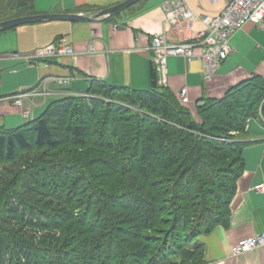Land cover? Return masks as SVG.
Instances as JSON below:
<instances>
[{"label": "trees", "instance_id": "obj_1", "mask_svg": "<svg viewBox=\"0 0 264 264\" xmlns=\"http://www.w3.org/2000/svg\"><path fill=\"white\" fill-rule=\"evenodd\" d=\"M2 1L0 21L32 14L34 0H10L4 8ZM150 74L147 90L89 77L85 92L135 95L157 116L144 112L113 118L114 112L105 108L95 117L93 109L99 111L102 99L74 94L50 101L23 125L0 127V160L29 150L55 156L43 163L28 161L0 187V264H171L178 253L184 264H205L197 237L227 222L244 169L245 143L214 130H245L254 117L253 105L264 98V78L253 75L222 97H202L191 112L167 86L157 84L155 68ZM64 144L68 149L58 151ZM90 144L113 154L85 158L84 147ZM219 151L233 153L238 165H219L224 159ZM129 172L142 183L106 191L101 178ZM162 214L171 226L160 240L155 233L156 225L164 223Z\"/></svg>", "mask_w": 264, "mask_h": 264}, {"label": "crops", "instance_id": "obj_2", "mask_svg": "<svg viewBox=\"0 0 264 264\" xmlns=\"http://www.w3.org/2000/svg\"><path fill=\"white\" fill-rule=\"evenodd\" d=\"M124 0H34L32 14L81 13L101 10ZM178 0H141L130 10L100 21H38L18 25L0 32V127L16 128L38 117L46 105L57 98L84 93L88 78L108 84L147 90L151 85L153 51L152 36L164 34L171 42L183 39L175 27L164 22L162 4ZM198 16L216 14L225 0H182ZM204 26L199 18L191 25L195 36ZM63 37L74 49L73 55L51 59L47 67L26 63L24 55ZM231 50L220 62L210 79H205L200 58L185 60L181 56L167 58V87L191 112L202 97H222L239 82L258 75L264 78V28L247 22L230 39ZM51 78H70L67 85ZM47 80L44 89L39 88ZM35 88L30 115L24 118L13 104L19 90ZM26 102H29L26 99ZM244 169L236 182L230 203V215L209 233L197 237L204 246L205 264H264V249H254L238 255L231 246L239 239L264 231V194L253 186L264 183V123L250 118L241 133Z\"/></svg>", "mask_w": 264, "mask_h": 264}, {"label": "built area", "instance_id": "obj_3", "mask_svg": "<svg viewBox=\"0 0 264 264\" xmlns=\"http://www.w3.org/2000/svg\"><path fill=\"white\" fill-rule=\"evenodd\" d=\"M213 2L219 0H211ZM164 11V22L176 28L182 34L183 39L178 42L169 41L164 34H155L151 40L153 51V64L157 73V84L167 85V58L169 56H181L186 61L195 57L201 59L205 72L203 77L210 79L220 62L226 59L230 50L231 37L240 30L247 22H253L264 28V0H225L224 6L216 14H204L198 16L182 0L165 1L162 4ZM197 18L202 22L204 29L195 36L190 35L192 22ZM74 49L66 43L63 37L55 42L34 51L20 55L26 63L39 64L47 67L49 61L63 55H73ZM59 83L67 85L70 78H51ZM47 80H42L39 88L44 89ZM37 92L35 88L30 90H19L13 97V104L19 108L24 118L30 115V105L33 104V95ZM181 101L186 99V88L179 93ZM28 99L29 102H26ZM257 192L264 194V183L253 186ZM254 249H264V231L249 237L237 240L231 246V254L238 255Z\"/></svg>", "mask_w": 264, "mask_h": 264}, {"label": "rangeland", "instance_id": "obj_4", "mask_svg": "<svg viewBox=\"0 0 264 264\" xmlns=\"http://www.w3.org/2000/svg\"><path fill=\"white\" fill-rule=\"evenodd\" d=\"M1 1V0H0ZM9 2H11L10 0H4L2 1L3 3V8L6 6H9L7 4H9ZM1 3V4H2ZM112 95L110 97H106L107 96V92L106 90H101L100 92H95V93H88V92H84L81 94H76V95H83V96H87V97H93V96H97L100 97L102 99L103 102L100 103L99 106H101V108L99 109V111H97L98 109L96 108V106L94 107L93 110H95V112H98L97 116H100V113L102 111L105 110V108H108L110 111H113L114 113L111 114L110 116L113 118H125V119H129L130 116L132 115H137V116H141L142 113L147 112L150 113L153 116H157L156 111L151 110L148 102H146V100L144 101H140L138 97H136L135 95H133L132 97L127 96V93H111ZM37 95V94H36ZM74 95V94H73ZM108 102L109 104L106 105L105 102ZM119 103L120 105L125 106V108L122 109H115L113 104L114 103ZM134 102H138L137 104H134ZM264 102V98L261 99L260 102H258L257 104L253 105V115H254V119H258L261 122L264 123V117L261 114V107L263 105ZM114 110H120V112H116ZM249 120V119H248ZM95 121V118H94ZM93 121V126H95V128H99V123H95ZM130 122V121H129ZM133 123L130 122L129 126L130 128L133 127L132 125ZM113 125H118V123L116 124H112L109 126V124L107 125L108 128L113 127ZM119 126H122V124L120 123ZM216 129L214 131H217L218 133H220L221 135H223L224 138H228L231 139V141H240L243 138V135L241 134L242 132L240 131H224V129H222L221 127H215ZM96 135H91V140H94L95 138H97ZM104 144V143H102ZM93 144L88 145L87 147H84V152H83V156L85 158L87 157H93L96 156L97 153L99 155H103L108 154L109 156H111L113 153H111V151H108L106 153V151L102 148H96L92 146ZM67 148V145H62L60 146V149L58 151H61V149L63 148ZM65 152H70L67 150H64ZM63 152V153H65ZM219 155L223 156L224 159L222 161H219V165L221 164L222 166L225 165V168L227 169H233L235 168L238 164L236 163V159L233 153H224L222 151H219ZM48 157L52 158L55 156L52 155V153L50 152H46V150H29V151H23V152H19L16 154V157L11 158V159H6V160H0V187L4 186L3 184L6 182L7 178H13L15 175H17V173L21 172L22 169L24 170L23 166L21 165H26L29 161H32L33 163H43L44 161L48 160ZM61 157V156H60ZM59 157V158H60ZM227 157V158H226ZM57 158V157H56ZM98 167V166H97ZM97 167H93L94 169ZM100 169L102 168H106L105 166H99ZM223 170V169H222ZM101 179H104L107 183H105V189L107 192L113 191V190H118V189H123V188H127V187H131L134 184H141L142 181L139 177H137L134 173L129 172V174L127 173V175L125 176H118V175H107V177H103ZM100 178L98 180H101ZM122 185L124 187H122ZM34 188H39V187H34ZM47 202V201H46ZM57 201H55L52 206H54L56 204ZM1 204V203H0ZM167 213V211L164 212V214ZM162 214V218H164V223H158L156 225V227L158 228V230L156 231V236L158 238H160V240H163L161 238L166 239L167 237V230L170 228L169 226V217H167L166 215ZM167 220V221H166ZM181 229V228H180ZM35 230V229H32ZM41 233H49V231H42ZM61 233V232H60ZM152 233V232H151ZM150 233V234H151ZM191 245H188V247L190 248ZM198 256H196L194 254V258H197ZM181 259V254L178 253L177 255L173 256L171 258V264H184L182 263Z\"/></svg>", "mask_w": 264, "mask_h": 264}, {"label": "water", "instance_id": "obj_5", "mask_svg": "<svg viewBox=\"0 0 264 264\" xmlns=\"http://www.w3.org/2000/svg\"><path fill=\"white\" fill-rule=\"evenodd\" d=\"M141 0H124L116 5L101 9L94 13L85 15L81 13H68V14H57V13H41L31 14L27 16H21L0 21V32L16 27L18 25L33 23L38 21H50V20H66V21H100L124 12L130 6L136 4Z\"/></svg>", "mask_w": 264, "mask_h": 264}]
</instances>
